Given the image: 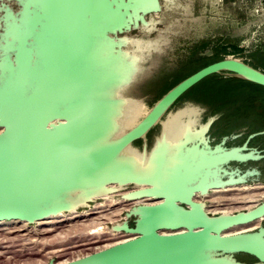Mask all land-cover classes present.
Returning <instances> with one entry per match:
<instances>
[{"label":"water","instance_id":"water-1","mask_svg":"<svg viewBox=\"0 0 264 264\" xmlns=\"http://www.w3.org/2000/svg\"><path fill=\"white\" fill-rule=\"evenodd\" d=\"M15 1L17 10L0 1V220L34 223L69 212L76 199L84 200L77 209L89 208L96 197L138 185L121 197L161 201L134 205L126 220L111 226L134 237L64 263L51 259L45 264H264V225L227 232L264 217V200L248 210L210 215L205 203L194 199L197 193L259 175L257 168L233 169L231 162L264 158L262 150L248 145L264 131L249 134L242 145L227 146L228 136L212 145V115L204 122L205 142L186 144L198 153L188 158L175 152L167 174L162 171L164 153L146 160L159 138L149 148L148 133L189 89L208 76L230 73L264 86V71L237 58L212 62L171 87L136 125L116 135L122 99L132 96L120 89L137 70L136 61L132 78H119L120 50L127 43L118 40L147 26L146 16L162 11L161 0ZM88 38L90 53L85 54L81 43ZM62 53L76 61L72 79L61 74ZM68 82L73 86L62 89ZM139 139L142 149L134 145ZM127 147L143 157L137 162ZM238 253L257 260L240 261Z\"/></svg>","mask_w":264,"mask_h":264},{"label":"rangeland","instance_id":"rangeland-1","mask_svg":"<svg viewBox=\"0 0 264 264\" xmlns=\"http://www.w3.org/2000/svg\"><path fill=\"white\" fill-rule=\"evenodd\" d=\"M4 1L11 3L16 10L19 7L15 0ZM136 2L137 0H133L132 4H136ZM161 2L162 11L146 16L149 22L147 26L142 24L139 28L121 34L127 37L118 40L120 44L127 43L123 45L125 50H120L122 67L119 71L124 74L125 80L132 78L135 70L133 64L137 61V70L131 83L120 89L123 94L143 98L138 103H129L131 106L153 105L169 88L183 78L224 58H237L264 71V0H161ZM181 5H183L182 8ZM187 18L197 21L193 30L184 31L180 37H174L172 46L167 48L163 54L153 50V45L165 37L162 29L168 27L171 30L172 21ZM83 41L81 43V47H84L82 51L89 54L91 41L89 38ZM140 41L142 50L137 46ZM69 51L72 52L70 55L74 54L73 49H69ZM66 57L62 53L61 74L67 73L68 80L73 78L78 68L76 61L73 64L71 60H66L69 58ZM227 77V74H216L208 79L206 77L205 80L203 79L204 81L186 92L173 107L178 109L186 105L188 101L201 105L203 109L199 123L206 122L210 116L214 115L216 120L213 129L208 132L212 145L219 143L225 136L229 137L226 141L227 146L242 145L249 134L264 130V87L246 82V85L239 86L240 92L228 100H217L204 93V86L207 88L217 87L216 82L230 80ZM72 86L68 82L62 85V89H68V87L70 89ZM216 112L217 114H215ZM161 130L162 127L158 124L148 133L149 148L155 143ZM236 132H238L237 135ZM143 144V139L134 142V145L139 149H142ZM252 147L264 150V133L252 139ZM254 165L264 167V161H256ZM252 183H258V181ZM123 189H125L123 194L128 192L127 188ZM245 196L242 190L213 194L209 200L212 204L206 209L210 211L216 208H228L233 210V213L247 210V204L250 203L243 202L241 199ZM114 199H111L110 203ZM263 200L264 197L253 201L258 204ZM100 201H102L101 198L93 202L92 205L96 204L92 208H96L98 203H104ZM150 201V199H145L139 202L143 204V202ZM225 201H228L226 205L222 203ZM120 202L122 209L116 208L119 213L125 210L124 208L129 209L138 204L129 206L131 204L128 205L129 201L124 198ZM89 209L90 207L80 208L79 211ZM127 211L129 210H125L123 213L124 216ZM89 214H93V211ZM118 218L119 215L111 216L109 220L115 222ZM124 220L126 219L117 222ZM129 222L130 225L134 224L133 219H129ZM105 223H100V226ZM98 224L93 226L94 222L90 217H75L71 218L69 222L67 221L65 225H40L38 222H34L26 225L14 224L5 229L0 227V264H45L52 258L56 259L57 263L64 260L69 261L72 258H65L67 255L86 253L87 249L85 248L91 243L97 242L95 239L99 236L91 234L89 231L97 229ZM108 224L111 228L114 223L108 222ZM260 225H264V219L257 227ZM49 227H54V229L50 230ZM101 227H104L105 231H113V229L108 230L107 226L106 229L105 226ZM100 237L102 238L99 241L106 236ZM238 258L245 261L255 260L254 256L246 253L238 254Z\"/></svg>","mask_w":264,"mask_h":264},{"label":"bare ground","instance_id":"bare-ground-1","mask_svg":"<svg viewBox=\"0 0 264 264\" xmlns=\"http://www.w3.org/2000/svg\"><path fill=\"white\" fill-rule=\"evenodd\" d=\"M141 44L142 43L140 41L137 43V46L139 49L142 50L143 47ZM228 75L235 77V78H238V76L236 74L230 73ZM119 78L122 79V81H124L125 80L124 74L120 72ZM109 93H110V91L109 92L107 91L106 95H109ZM141 98L134 97V96L133 97H131V96L123 97L121 116L118 118V122H117L119 126H118V128L114 134L120 135L121 133H123L127 129L136 125L151 110V108L154 106V104L158 101V100L155 101V103L151 106L150 105L131 106L129 104V103H138ZM202 109H203V107L201 105L194 103V102H191V101H188L186 103V105L179 107L178 109H174L172 107L170 110H168L167 113L158 122V124H160L162 127V134L160 136H158L159 137L158 143H157L156 147L154 148V150L152 151V155L148 156V158L146 159L147 162H150V160L152 159V156H155V154H163L164 153L166 155V158L164 159L165 166L162 167V171L164 174H167V171L172 166L171 162H173V160H174V153L175 152H179L180 154H185L184 156H186L188 158L191 157L192 155H195L196 153H198L199 150L196 146L191 147V146H187L186 144L188 142H205L204 135H205V132L207 130V124L206 123H203V124L199 123V119L201 116ZM199 124L201 126H199ZM1 130H2V128L0 127V131ZM126 151L132 152V154H134V159H136L137 162L140 160L141 157H143L142 153L136 152V150L132 147H127ZM180 159H182L184 161L183 158H180ZM112 186L117 187L118 185L113 184ZM146 186L147 185H141L142 188H144ZM233 186H238V187L235 188ZM228 187H231V188H228ZM123 188H128V190H126V191L130 192L132 190H136V189L140 188V186L130 184V185H123ZM231 190H242L246 196L242 197L241 199H243L242 200L243 202L250 203L249 205L247 204L246 208L251 209L257 205L256 204L257 202L253 201L254 199L264 197V182H258V183H246L245 182L242 184H239V183L238 184H232V185L221 187V188H213V189H210L208 193L204 194V196H206V198L207 197L210 198V196H212L213 194L228 192ZM119 193L122 194L121 192H119ZM114 194L115 193L103 194V195L96 197V198H101V199L106 200V201L109 200V202H110L111 199H114L113 198ZM198 194H201V193L196 194V199L198 198L197 197ZM204 196H201V197H204ZM145 199L151 200L150 202H143V203H148V204H155V203H158L161 201L160 198H155L153 196L141 197V198L132 199V200L126 199V201H129L128 205L131 204L129 206H132V205L137 204V203L141 204V202H139V201L145 200ZM134 201H137V202H134ZM236 201H237V199H236ZM83 203H84V200L76 199L74 201V204L72 205L73 207L71 208V210L69 212L63 211L57 215H52V216L47 217L45 219L35 221V223L38 222V224H40V225H52V226L53 225L56 226L57 224L58 225H60V224L65 225V223L67 221L69 222L71 220V218L89 217L88 214L90 212H92V211L94 212V210L100 208L101 205L105 204V202L102 204L98 203L96 205V208H94V209L92 208V205H91V206H89L90 207L89 210L79 211V209H77L76 207L80 204H83ZM126 206H127V204H126ZM205 207H207V206H205ZM221 208H222V206H221ZM124 209H126V208H124ZM116 210H118V209H116ZM210 211H213L215 213L219 211L222 214L233 213V210H230L228 208H224V209H217L216 208V209H211ZM116 212H118V211H116ZM108 219H110V218H108ZM263 219H264V217L259 218L255 221H252V222L247 223V224L235 226V227L229 229L227 232L228 233H235V232H242V231H248V230L255 229L260 224V221ZM39 221H40V223H39ZM29 223L30 222H28V221L19 220V219L0 220V227L5 229L6 227H9L10 225H14V224L26 225ZM98 225L100 226V223ZM99 226L96 227L97 229H91L89 231V233L94 234V235H98L99 237L100 236H104V237L106 236L107 238L106 239L104 238L103 240H100V241L93 243L95 245L94 247L85 248V249H87V252L94 251L95 249L99 250L102 248L109 247L113 244H116V243L121 242L123 240L132 238L136 235L134 233H128V232L125 233L124 231H116L114 229H113V231H105V230H103L104 227L102 228ZM24 227H26V226H24ZM49 228H50V230L54 229V227H52V228L49 227ZM131 235H133V236H131ZM101 238L102 237H100V239ZM87 252L86 253L79 252V254L71 255L70 257H65V258H74V257L83 256V255H86ZM64 262H67V260H64L60 263H64Z\"/></svg>","mask_w":264,"mask_h":264},{"label":"flooded vegetation","instance_id":"flooded-vegetation-1","mask_svg":"<svg viewBox=\"0 0 264 264\" xmlns=\"http://www.w3.org/2000/svg\"><path fill=\"white\" fill-rule=\"evenodd\" d=\"M199 70V69H198ZM197 71V70H196ZM194 73V72H193ZM184 79V78H183ZM205 80V79H204ZM181 81V80H180ZM203 81V80H202ZM201 82V81H200ZM199 82V83H200ZM178 83V82H177ZM176 83V84H177ZM199 83H197V84H199ZM196 84V85H197ZM195 85V86H196ZM174 86V85H173ZM172 86V87H173ZM194 87V86H193ZM192 87V88H193ZM205 87V86H204ZM191 88V89H192ZM170 89V88H169ZM168 89V90H169ZM167 90V91H168ZM190 90V89H189ZM188 90V91H189ZM166 91V92H167ZM187 91V92H188ZM213 125H214V123L212 124V126H211V128H210V130H212L213 129ZM259 131H264V130H259ZM257 132V131H256ZM238 134V132H236V135ZM254 139V138H253ZM249 146H252V139L250 140V142H249V144H248ZM262 153L264 154V150H262ZM257 161H264V158H262V159H260V160H257ZM254 162H256V161H254V160H248V161H245V162H237V161H232L231 162V166L233 167V169H235V168H240L242 171H246L247 169H253V168H257L259 171H260V174L259 175H256V176H253V177H250L249 179H248V183H252V182H255V181H262V182H264V167H260V166H255L254 165ZM118 193V194H117ZM117 193H115L114 194V196H113V198H115L114 200H115V204H114V206H113V208L112 209H115V208H118V207H120L121 208V202H120V200H122V194L124 193V191H122L121 193L122 194H120L119 192H117ZM201 196H204V195H201V194H198V200L196 199V196L194 197V199L195 200H197L198 202L200 201V202H204L205 204H206V206H209L210 204H212V203H210L209 202V200H210V198L209 199H207V198H202ZM204 197H206V196H204ZM201 198V199H200ZM99 199V198H98ZM222 203H224V205H226L227 204V202L225 201V202H222ZM120 204V206H117V205H119ZM128 204V203H127ZM205 209H206V207H205ZM109 209L108 208H104V209H102V212L103 213H106L107 211H108ZM206 211H207V209H206ZM210 215H219V214H221V213H219V212H217V213H213V212H210V211H207ZM94 213H99V212H94ZM238 254H240V253H238ZM238 254H236V258L238 259V260H240V261H243V262H254V261H256L257 259L255 258V260H250V261H245V260H242V259H239L238 258ZM247 254V253H246Z\"/></svg>","mask_w":264,"mask_h":264},{"label":"clouds","instance_id":"clouds-1","mask_svg":"<svg viewBox=\"0 0 264 264\" xmlns=\"http://www.w3.org/2000/svg\"><path fill=\"white\" fill-rule=\"evenodd\" d=\"M183 5H181V8ZM163 23V21H162ZM197 21L191 18H187L184 20H174L171 23V30L168 27L162 29L165 33V37L159 39L154 45L153 50L163 54L164 51L171 47L173 44L174 37H180L184 31H191L196 26Z\"/></svg>","mask_w":264,"mask_h":264},{"label":"trees","instance_id":"trees-1","mask_svg":"<svg viewBox=\"0 0 264 264\" xmlns=\"http://www.w3.org/2000/svg\"><path fill=\"white\" fill-rule=\"evenodd\" d=\"M214 75H216V74H214ZM212 76L213 75L207 77V79L212 77ZM227 78L230 79V80H220L219 82H216L217 87L216 86L212 87V88L204 87L203 88L204 89V93H206L207 95L213 96V98L217 99V100H223V99L224 100H228V99L232 98L233 96H235L237 93L240 92V90H239L240 89V87H239L240 85H242V84L246 85V82L253 83V82H249V81L242 80V79H239V78H234V77H227ZM254 85L261 87V85L256 84V83H254ZM262 87H264V86H262ZM215 114H217V112Z\"/></svg>","mask_w":264,"mask_h":264},{"label":"built area","instance_id":"built-area-1","mask_svg":"<svg viewBox=\"0 0 264 264\" xmlns=\"http://www.w3.org/2000/svg\"><path fill=\"white\" fill-rule=\"evenodd\" d=\"M102 201H100V202H105V204L104 205H101L100 206V208H98L97 210H95L94 212H99V213H94L93 212V214H89V217L91 218V220H93V222H94V225L93 226H96L98 223H103V222H106L105 224H102L101 226H105V229H106V226H107V229L108 230H110L111 228L109 227V224H108V222H111V223H115V222H117L118 220L120 221V220H122V219H127V217L126 216H124V212H125V210H129V209H125V210H123L121 213H118V212H116V208L115 209H112L113 208V206H114V203H115V200H112V203H110L109 202V200L108 201H106V200H103V199H101ZM96 204V203H95ZM94 204V205H95ZM94 205H92V207L94 206ZM104 208H108L109 210L106 212V213H103L102 212V209H104ZM116 215H119V218L117 219V221H110L108 218H110L111 216H116ZM81 218H83V217H81ZM85 218H87V217H85ZM103 220H105V221H103ZM100 226V227H101ZM125 233H127V232H125ZM106 238V237H105ZM99 239H100V237H98V238H96L95 239V241H99ZM95 245L93 244V243H91V245H89V246H87V247H94ZM86 247V248H87ZM103 249V248H102ZM100 250V249H99ZM96 251H98V250H96ZM92 252H95V251H92ZM92 252H90V253H92ZM89 254V253H88ZM84 256V255H83ZM67 257H70V255H67ZM82 257V256H81ZM77 258H79V257H77ZM53 260H56V259H54V258H52ZM73 259H76V258H72L71 260H73ZM50 261V260H49ZM48 261V262H49ZM70 261V260H69Z\"/></svg>","mask_w":264,"mask_h":264}]
</instances>
